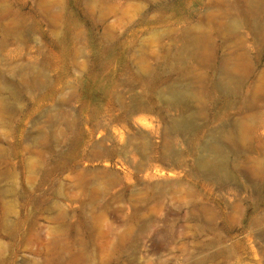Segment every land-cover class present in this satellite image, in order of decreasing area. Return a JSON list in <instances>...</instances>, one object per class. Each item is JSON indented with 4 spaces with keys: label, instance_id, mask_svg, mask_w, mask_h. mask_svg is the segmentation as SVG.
Returning <instances> with one entry per match:
<instances>
[{
    "label": "rangeland",
    "instance_id": "rangeland-1",
    "mask_svg": "<svg viewBox=\"0 0 264 264\" xmlns=\"http://www.w3.org/2000/svg\"><path fill=\"white\" fill-rule=\"evenodd\" d=\"M0 264H264V0H0Z\"/></svg>",
    "mask_w": 264,
    "mask_h": 264
},
{
    "label": "bare ground",
    "instance_id": "bare-ground-1",
    "mask_svg": "<svg viewBox=\"0 0 264 264\" xmlns=\"http://www.w3.org/2000/svg\"><path fill=\"white\" fill-rule=\"evenodd\" d=\"M96 149H97V148H96ZM96 149L93 151V153L96 154V155H99V154H98V151H96Z\"/></svg>",
    "mask_w": 264,
    "mask_h": 264
}]
</instances>
